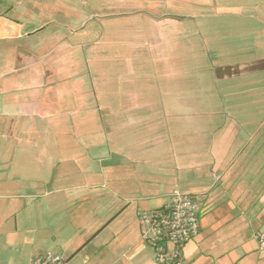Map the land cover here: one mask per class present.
<instances>
[{
    "label": "crops",
    "instance_id": "0c3cea01",
    "mask_svg": "<svg viewBox=\"0 0 264 264\" xmlns=\"http://www.w3.org/2000/svg\"><path fill=\"white\" fill-rule=\"evenodd\" d=\"M262 83L264 0L1 10L0 264H155L138 212L176 191L206 198L183 264L264 263Z\"/></svg>",
    "mask_w": 264,
    "mask_h": 264
},
{
    "label": "built area",
    "instance_id": "2783aa9c",
    "mask_svg": "<svg viewBox=\"0 0 264 264\" xmlns=\"http://www.w3.org/2000/svg\"><path fill=\"white\" fill-rule=\"evenodd\" d=\"M205 201L202 194L176 191L163 207L138 212L142 239L154 248L155 264H183L185 246L199 234ZM256 237L264 249V234ZM28 264L69 262L62 254L47 252L33 256Z\"/></svg>",
    "mask_w": 264,
    "mask_h": 264
},
{
    "label": "rangeland",
    "instance_id": "374dc122",
    "mask_svg": "<svg viewBox=\"0 0 264 264\" xmlns=\"http://www.w3.org/2000/svg\"><path fill=\"white\" fill-rule=\"evenodd\" d=\"M56 0H0V11L2 10H11V9H15V10H18V11H22L25 9V8H28L30 7L31 4H34V3H39V2H42V3H49V4H52V3H55ZM64 3H68V5H71V4H74V3H77L78 0H62ZM198 49H201L198 47ZM203 50V49H201ZM211 54V53H210ZM209 54V55H210ZM211 59L215 62L216 61V58H214L213 56H211ZM198 64H201V62H198ZM201 65H198V68L200 69ZM198 69V70H199ZM199 72V71H198ZM200 76V74H198ZM198 76V78H199ZM264 85V83H262V86ZM263 92H264V86L262 87L261 89ZM241 99V98H240ZM231 101H227V104H228V107L229 109L233 108V106L230 105ZM248 106H239L238 108H235L234 110L236 112H239V113H246V112H251L253 110L249 109V110H245L247 109ZM229 111H232V110H229ZM71 187V186H70ZM75 192V189H72L70 188V191H69V194H73ZM101 206L103 205V203L100 204ZM67 206L70 210H73L75 212L76 210V204L74 201L72 200H68L67 202ZM86 208H91L92 209V205L91 203L86 205ZM101 212H104L103 210H101ZM57 213V212H55ZM62 214V213H61ZM61 214H54V216H61ZM70 219L71 217L69 216L68 217H65V223H68L70 222ZM50 220V218H49ZM51 220H53V218H51ZM40 222H43V219L41 218L40 219ZM44 226V225H43ZM264 234V232H261ZM48 234H51L50 232H48ZM71 235V233H67V236ZM49 236H45L46 240ZM47 252H53V253H59V254H62L63 256H67L68 257V252H67V247L64 245L63 242H60V243H53V244H45L44 246H40V247H26V248H22L21 251L16 255L14 256L16 260L20 261V262H25L26 260H28L32 255L33 256H36V255H39V254H42V253H47ZM8 261H9V258L7 257H4V259H2V263L1 264H8ZM264 264V263H262Z\"/></svg>",
    "mask_w": 264,
    "mask_h": 264
}]
</instances>
